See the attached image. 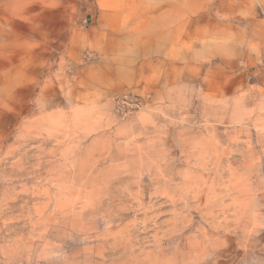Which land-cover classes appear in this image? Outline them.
<instances>
[{
	"label": "rangeland",
	"instance_id": "1",
	"mask_svg": "<svg viewBox=\"0 0 264 264\" xmlns=\"http://www.w3.org/2000/svg\"><path fill=\"white\" fill-rule=\"evenodd\" d=\"M253 16L0 0V264H264V88L222 47Z\"/></svg>",
	"mask_w": 264,
	"mask_h": 264
},
{
	"label": "crops",
	"instance_id": "2",
	"mask_svg": "<svg viewBox=\"0 0 264 264\" xmlns=\"http://www.w3.org/2000/svg\"><path fill=\"white\" fill-rule=\"evenodd\" d=\"M87 17L85 20L87 21ZM244 26L239 34L229 37L224 40L223 45H229L232 51H235V55L228 57L227 51L224 52L223 60L228 64H232L233 68H237L239 72L244 73L248 67H257L254 71L258 76L257 85L260 88H264V18L253 16L251 18H240ZM216 51L221 50L220 44L214 45ZM223 51V50H222ZM228 57V59H226ZM262 65H260L261 63ZM226 63V64H227ZM246 80H244L245 83Z\"/></svg>",
	"mask_w": 264,
	"mask_h": 264
}]
</instances>
